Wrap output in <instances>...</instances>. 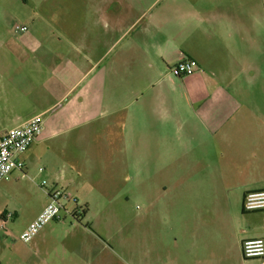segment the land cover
Wrapping results in <instances>:
<instances>
[{
    "label": "crops",
    "instance_id": "1",
    "mask_svg": "<svg viewBox=\"0 0 264 264\" xmlns=\"http://www.w3.org/2000/svg\"><path fill=\"white\" fill-rule=\"evenodd\" d=\"M221 1L54 0L44 27L34 32L23 22L29 30L18 41L0 42V137L44 118L22 155L24 172L0 184V264L29 257L19 236L48 204L43 191L31 204L33 179L78 199V208L67 205L73 214L64 211L26 244L40 264L115 260L109 221L88 219L80 199L86 177L60 172L61 161L50 156L82 143L85 155L94 148L111 161L132 162L138 173L140 163L149 174L164 158L171 216L136 240L133 264H261L243 257L242 241L264 238V211L262 224L253 225L243 209L248 192L264 190V113L253 119V109L223 84L234 44L245 50L253 29L247 11L221 10ZM184 58L198 67L172 76L169 69ZM24 217L14 231V220Z\"/></svg>",
    "mask_w": 264,
    "mask_h": 264
},
{
    "label": "rangeland",
    "instance_id": "2",
    "mask_svg": "<svg viewBox=\"0 0 264 264\" xmlns=\"http://www.w3.org/2000/svg\"><path fill=\"white\" fill-rule=\"evenodd\" d=\"M220 5L221 10H245L249 13L246 25L250 26V30L253 29V39L245 50L239 44H234L232 55L235 61L228 67V78L223 84L241 104L253 109L251 117L257 119V113H264V0H222ZM54 9V0H0V42L8 41L9 38L11 41L19 40L20 35H16L13 30L17 24L23 25L24 22L34 32L39 27H44L42 20ZM41 32L44 35L46 30L43 28ZM100 123H95L94 129L99 128ZM65 137L68 134L64 135V139ZM85 148V143L80 147L68 145L57 151V154L50 152V156L55 164L61 161L60 172H79L86 177L87 185L81 191L80 199L88 202L87 218L109 221L107 231L118 253L115 260L110 258L109 264H133L136 240L147 234L149 224H162L171 216V195L166 189L169 179L166 181L164 158H159L156 171L152 173L151 170L149 174L146 163H140L138 173L133 169L132 162L123 159L111 161L94 148L90 149L94 157L85 155ZM33 181L36 190L33 188L29 192V199L36 206L41 201L42 191L45 192L40 187L42 179ZM175 196L179 200L180 194ZM261 214L247 212L246 218L253 225H261ZM25 221L26 217L17 218L11 228L17 232ZM24 253L29 254L24 264H40L37 256L29 252L25 243Z\"/></svg>",
    "mask_w": 264,
    "mask_h": 264
},
{
    "label": "built area",
    "instance_id": "3",
    "mask_svg": "<svg viewBox=\"0 0 264 264\" xmlns=\"http://www.w3.org/2000/svg\"><path fill=\"white\" fill-rule=\"evenodd\" d=\"M13 30L16 35H21L27 33L29 28L27 25L17 24ZM197 67L195 60L184 58L170 68L169 72L172 76L181 78L193 73ZM43 128V115H36L0 137V184L13 171L24 172L25 163L22 155L35 143L43 132ZM43 171L44 169L41 168L40 172ZM40 187L48 198V204L30 226L20 234L19 238L25 244L31 243L48 223L61 220L64 211L73 214L74 211L68 209V204L78 206V199L69 189L58 187L47 180H43ZM243 209L245 212L264 211V190L248 192L244 198ZM242 254L245 259H257L264 264V238L243 240Z\"/></svg>",
    "mask_w": 264,
    "mask_h": 264
}]
</instances>
